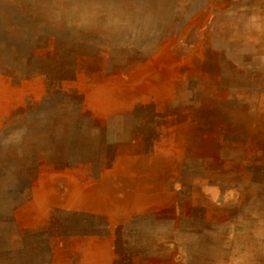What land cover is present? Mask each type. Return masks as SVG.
Wrapping results in <instances>:
<instances>
[{"label":"rangeland","instance_id":"1","mask_svg":"<svg viewBox=\"0 0 264 264\" xmlns=\"http://www.w3.org/2000/svg\"><path fill=\"white\" fill-rule=\"evenodd\" d=\"M43 2L0 45V264H264V0Z\"/></svg>","mask_w":264,"mask_h":264},{"label":"crops","instance_id":"2","mask_svg":"<svg viewBox=\"0 0 264 264\" xmlns=\"http://www.w3.org/2000/svg\"><path fill=\"white\" fill-rule=\"evenodd\" d=\"M43 3V0H0V45L10 46L16 34L25 36L26 32L30 38L44 37ZM0 55V61L8 60L2 49Z\"/></svg>","mask_w":264,"mask_h":264}]
</instances>
